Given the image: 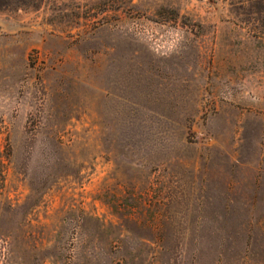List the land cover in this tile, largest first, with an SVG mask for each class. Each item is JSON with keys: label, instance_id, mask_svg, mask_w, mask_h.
<instances>
[{"label": "rangeland", "instance_id": "rangeland-1", "mask_svg": "<svg viewBox=\"0 0 264 264\" xmlns=\"http://www.w3.org/2000/svg\"><path fill=\"white\" fill-rule=\"evenodd\" d=\"M0 264H264V0H0Z\"/></svg>", "mask_w": 264, "mask_h": 264}]
</instances>
